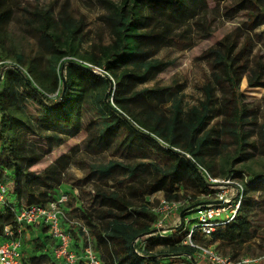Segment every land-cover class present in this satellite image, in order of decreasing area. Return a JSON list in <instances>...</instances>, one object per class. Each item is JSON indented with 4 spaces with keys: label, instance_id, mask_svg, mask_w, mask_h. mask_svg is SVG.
<instances>
[{
    "label": "trees",
    "instance_id": "1",
    "mask_svg": "<svg viewBox=\"0 0 264 264\" xmlns=\"http://www.w3.org/2000/svg\"><path fill=\"white\" fill-rule=\"evenodd\" d=\"M9 2L0 0V44L3 27L13 17ZM209 2L218 14L220 9V14L234 17L230 20L237 24L231 31L215 35L214 43L201 51L200 59L209 72L204 85L198 88L201 98L186 106L178 84L133 91L127 97L125 85L135 88L146 82L150 73L162 72L173 63L154 58L157 49L143 47L145 41L165 40L183 51L191 46L192 39L186 31L175 33L176 28L194 25L207 36L213 35L214 19H208V24L206 16L196 19V10L209 6ZM220 2L223 0L111 2L108 21L112 42L97 46L98 50L83 60L75 58L83 25L69 14L66 4L57 12L52 7L32 12L22 8L32 16L24 22L50 58L45 68L38 69L32 60L26 63L20 55L13 64H6L0 53V183L12 194L0 207L1 237L5 227L16 232L15 216L22 208L43 207L56 201L43 189L21 186L24 173L28 172L32 183H43L47 170L30 169L51 153L53 143H63L86 131L95 133L102 144L118 143V149L127 157L150 158L151 162L136 166L117 160L89 164L79 183L94 177L106 186L104 181L114 174L134 180L147 168L150 178L140 188H130V195L141 200L137 207L124 194L110 189L91 192L93 214L75 208L79 213L73 215V205L66 202L69 208L63 210L69 219L80 222L87 231L85 236L79 228L65 226L72 238L71 249L79 254L90 245L101 264H181L182 260L199 264L195 250L182 242L195 223L186 221L187 216L197 206L212 202L220 187L209 183L199 168L218 179V175L209 173L211 167L204 160L220 142L217 135H211V126H218L225 148H235L237 161L248 159L250 149H256L254 136L264 139V96L260 107L240 91L243 78L250 96L264 89V0H237L224 8H220ZM257 43L260 48L255 49ZM93 68L103 73L98 75ZM167 103L168 115L156 109ZM260 117L262 121L258 122ZM225 173L226 180L243 184L235 220L217 227L209 238H203L195 228L192 240L236 259L259 238L258 219L262 216L257 213L264 208V168L257 175L242 168ZM157 194L168 202L181 203L178 227L165 234L151 227L159 216L151 211L149 199ZM25 237L26 232H22V264H61L52 257L50 249L55 242L45 227H38L27 240ZM154 248L160 250L154 252Z\"/></svg>",
    "mask_w": 264,
    "mask_h": 264
},
{
    "label": "rangeland",
    "instance_id": "2",
    "mask_svg": "<svg viewBox=\"0 0 264 264\" xmlns=\"http://www.w3.org/2000/svg\"><path fill=\"white\" fill-rule=\"evenodd\" d=\"M121 0H10L8 7L13 10L12 20L3 27L4 39L0 44V53L2 54L3 61L6 64H13L17 55L23 56L26 63L28 60L33 61V66L38 69L46 67L49 61V54L44 52L39 45L37 35L32 32L31 28L24 22L25 19H31L30 14H26L22 11V8L32 12L35 8L44 9L52 7L54 12H57L62 5L66 4V9L69 14L83 25L81 44L75 56L78 60L82 58L90 57V53L97 51V46H107L112 42L111 27L108 21V16L111 13V2L117 3ZM237 0H223L219 3L220 8L230 6V4L236 3ZM209 6H204L196 10V19L203 20L201 16H206V24L208 19H214V23L211 24L213 31L212 36H207L202 30H198L197 27L191 25V28L186 27L176 28L175 33L187 32L186 35L192 39L190 47L183 51H178L172 45L165 40L156 39L154 41H145L143 47L156 48L154 58L165 61L173 62L164 71L159 73H150L146 82L138 84L135 88L131 85H125V93L129 97L133 91L141 89L152 88H166L175 85H181V93L183 94V102L186 106L195 104L200 98V92L198 88L204 85L208 78L209 72L203 60L200 59V54L203 48L210 46L215 41V35L224 34L232 30L233 26L237 24V21L232 22L229 17L224 14L217 13L215 5L209 2ZM241 20V19H238ZM195 21L193 19L191 24ZM184 30V31H183ZM259 32H255L257 34ZM185 34V33H184ZM187 36V37H188ZM260 48V45L255 46ZM25 68V66H24ZM245 85V86H244ZM240 91L244 98L249 101L260 103V107H263L262 98L264 96V89H257L256 93L252 96L247 93L248 87L246 79L243 78L240 83ZM54 95H50L53 98ZM170 103L163 106L156 107L159 112H163L168 115ZM158 112V111H157ZM262 121L261 117L258 122ZM264 122V121H262ZM213 132L211 135H217L220 142L216 144L215 148L208 152L204 160L210 165L211 171L209 173L216 174L219 177L217 180H223L225 178L226 170H238L240 168L250 171L251 175H257L262 168H264V146L260 142H264V139H260L259 136H254L252 139L256 141V149H250L251 155L244 161L235 160V148H225L222 143V139L218 135V126L214 124L211 126ZM210 129V125L207 130ZM24 132V130H20ZM38 132L39 130H35ZM264 144V143H263ZM49 150L51 153L45 154L43 159L30 169L32 172H39L40 170H47V177L43 183L30 181L31 177L24 173V177L21 178V186L30 185L33 190H45L55 200L66 196L67 203L73 205L72 211L76 215L79 212L75 208H82L90 213H94L91 209L90 198L91 192L97 189L114 190L121 194H124L133 206L140 205L141 200L136 197L133 198L130 193L132 186L134 188H140L150 178V171L147 168L144 171H140L136 179L131 180L128 178L121 179L120 176L114 174L112 178L104 181L106 186L96 178L91 177L84 183L79 181L84 177L87 170V165L91 164H105L110 160H117L130 166H136L137 164L148 165L151 162L150 158L137 159L134 157H127L118 149V143L102 144L99 142L98 137L93 132H80L76 137L66 139L63 143L55 144L51 146ZM215 175V176H216ZM211 176V175H210ZM84 186L79 190L78 187ZM7 195L9 194V188H7ZM229 193L232 192V188H228ZM162 198L160 194L155 195L153 198V207H157L159 200ZM69 205L64 204V208H69ZM66 208V209H67ZM259 208V207H258ZM69 210V209H68ZM263 209H259L257 214H261L262 218L258 219L259 226V238L251 242L249 249L243 250L239 257H260L264 254V213H261ZM260 212V213H259ZM164 215V213H163ZM195 220V214L187 216V220ZM180 223L178 213L175 212L163 222V233L170 232L173 228H177ZM155 223L151 227L155 228ZM156 229V228H155ZM164 236V235H163ZM201 244V243H200ZM159 248H154V252L159 251ZM217 250V249H216ZM218 251V250H217ZM220 253V251H218ZM102 255V250L99 251ZM232 257L230 254L225 255ZM199 264H205L202 261L196 260ZM165 264V263H161ZM181 264H190L187 260H182Z\"/></svg>",
    "mask_w": 264,
    "mask_h": 264
},
{
    "label": "built area",
    "instance_id": "3",
    "mask_svg": "<svg viewBox=\"0 0 264 264\" xmlns=\"http://www.w3.org/2000/svg\"><path fill=\"white\" fill-rule=\"evenodd\" d=\"M93 69L98 75L103 73L100 69ZM199 168L202 170L209 183L220 184V187H218L212 198V202L220 203L205 204L194 208L195 223L191 229H189L182 243L194 249L196 258L205 264L264 263V254L255 258L239 257L237 259H231L219 254L213 246H204L192 240V233L195 228L203 238H209L217 227L233 222L243 195V184L241 182L229 179L217 180L212 178L200 166ZM228 188H232L231 193H229ZM7 193L6 187L0 183V207L4 205ZM154 197L155 195L151 196L149 199V202L152 204ZM66 202L67 198L63 196L43 207L31 206L22 208L15 216L17 225L16 232H13L9 227H5L3 230V237L0 236V264H22V255L20 252L22 245L21 234L22 232L27 233V227L37 229L40 226L46 228L47 234L55 242L50 251L52 257L61 264H101L90 245L84 247L79 254H76L71 249L72 238L69 232L66 231L65 226L67 228H79L85 236H87V231L80 222L69 219V216L63 210V206ZM180 206V202H168L162 197L159 200L158 206L156 208L152 207L151 211L159 216L155 225L158 232L162 233L163 222L168 216L177 212ZM165 233L166 232L163 231L162 234Z\"/></svg>",
    "mask_w": 264,
    "mask_h": 264
},
{
    "label": "crops",
    "instance_id": "4",
    "mask_svg": "<svg viewBox=\"0 0 264 264\" xmlns=\"http://www.w3.org/2000/svg\"><path fill=\"white\" fill-rule=\"evenodd\" d=\"M33 231H35V232H36V228H35V229H33ZM33 231H32V228H31V229H29V230H27V233H26L25 240H27V237H28L29 235H31V236H34L35 232H33ZM37 231H38V230H37Z\"/></svg>",
    "mask_w": 264,
    "mask_h": 264
},
{
    "label": "water",
    "instance_id": "5",
    "mask_svg": "<svg viewBox=\"0 0 264 264\" xmlns=\"http://www.w3.org/2000/svg\"><path fill=\"white\" fill-rule=\"evenodd\" d=\"M218 203H220V202H210V203H207V204H218Z\"/></svg>",
    "mask_w": 264,
    "mask_h": 264
}]
</instances>
